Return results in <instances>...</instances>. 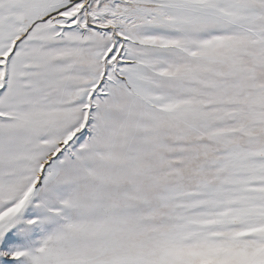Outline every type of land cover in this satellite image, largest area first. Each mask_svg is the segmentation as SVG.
<instances>
[{"label": "snow or ice", "instance_id": "1", "mask_svg": "<svg viewBox=\"0 0 264 264\" xmlns=\"http://www.w3.org/2000/svg\"><path fill=\"white\" fill-rule=\"evenodd\" d=\"M0 264H264V0H0Z\"/></svg>", "mask_w": 264, "mask_h": 264}]
</instances>
